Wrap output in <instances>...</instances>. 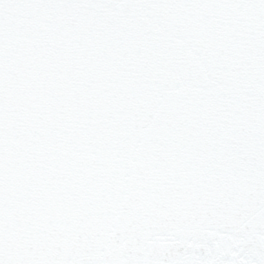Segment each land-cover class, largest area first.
Returning a JSON list of instances; mask_svg holds the SVG:
<instances>
[{
	"label": "snow or ice",
	"instance_id": "6c2138e0",
	"mask_svg": "<svg viewBox=\"0 0 264 264\" xmlns=\"http://www.w3.org/2000/svg\"><path fill=\"white\" fill-rule=\"evenodd\" d=\"M0 264H264V0H0Z\"/></svg>",
	"mask_w": 264,
	"mask_h": 264
}]
</instances>
